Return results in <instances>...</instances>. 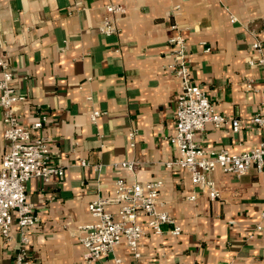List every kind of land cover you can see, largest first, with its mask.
<instances>
[{
    "label": "crops",
    "instance_id": "0c3cea01",
    "mask_svg": "<svg viewBox=\"0 0 264 264\" xmlns=\"http://www.w3.org/2000/svg\"><path fill=\"white\" fill-rule=\"evenodd\" d=\"M109 4L123 5L125 13L109 15L116 31L107 36L98 25ZM176 34L186 39L192 80L217 112L240 122L237 132L229 122H207L194 140L231 153L264 141V126L251 121L261 112L256 89L264 85V64L248 62L256 60L254 41L264 54V0H0V56L24 97L14 110L26 125L45 117L32 135L46 138L63 169L60 177L27 183L38 217L28 231L30 264H114L115 257L121 264H264V165L240 176L214 170L213 200L189 172L166 165L178 156L168 137L180 80L165 68ZM93 110L101 113L95 122ZM4 127L0 109V155L9 149ZM125 160L134 161L132 171L113 165ZM119 178L159 179L158 207L174 223L163 224L161 234L143 223L139 258L122 240L109 256L87 263L78 227L91 219V201L115 194ZM175 224L178 235L170 232ZM19 246L16 228L8 241L0 234V264H15Z\"/></svg>",
    "mask_w": 264,
    "mask_h": 264
},
{
    "label": "built area",
    "instance_id": "2783aa9c",
    "mask_svg": "<svg viewBox=\"0 0 264 264\" xmlns=\"http://www.w3.org/2000/svg\"><path fill=\"white\" fill-rule=\"evenodd\" d=\"M105 8L107 15L99 23L98 30L108 36L116 31L109 15H123L125 7L109 4ZM231 20L234 21V18ZM169 44L172 61L165 68L180 80V91L175 105L174 132L168 137L177 149L178 156L166 165H175L189 172L192 182L213 200L219 196V191L211 177L212 172L219 169L223 173L240 176L250 167L261 171L264 165V141L248 151L231 153L226 149L204 148L194 140L195 133L202 131L207 122H212L215 127L229 122L233 132L239 130L240 122L237 118L228 119L217 112L204 87L192 80L185 37L176 34L169 38ZM251 49L256 60L250 59L249 64H264L261 43L254 41ZM209 50V47L203 49L204 52ZM0 71V109L5 125L3 137L9 148L0 155V234L8 241L16 228L20 234V246L15 255V264H30L26 249L29 243L28 231L37 225L38 217L33 203L27 199V183L32 178L47 182L52 176L60 177L63 169L53 163L46 138L32 135L35 129L42 127L45 117L26 125L15 112L14 105L24 97L14 89V74L4 56H0ZM246 87L253 89L252 80L246 82ZM256 90L260 94L261 112L254 115L251 121L264 126V85ZM100 114L98 110L91 111L90 121L95 122ZM128 135L132 138L134 132L130 131ZM81 165L86 166L88 163L82 160ZM113 165L132 171L134 161L125 160ZM93 168L99 169L100 165L95 164ZM115 185L114 195L99 197L88 204L91 219L78 227L79 241L84 248L83 260L87 263L109 256L122 240L132 257L139 258L143 223L155 234L162 233L163 224L174 223L169 213L158 207L161 188L159 179L127 183L119 178ZM187 198L193 200L195 195L191 194ZM107 205H115L116 209L110 211ZM142 216L145 217L144 222L140 219ZM170 232L178 235L180 227L175 224ZM113 261L114 264H121L120 258L115 257Z\"/></svg>",
    "mask_w": 264,
    "mask_h": 264
}]
</instances>
